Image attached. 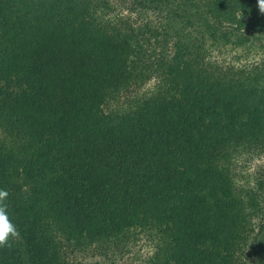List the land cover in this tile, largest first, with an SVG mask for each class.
I'll return each instance as SVG.
<instances>
[{
  "label": "trees",
  "instance_id": "1",
  "mask_svg": "<svg viewBox=\"0 0 264 264\" xmlns=\"http://www.w3.org/2000/svg\"><path fill=\"white\" fill-rule=\"evenodd\" d=\"M123 8L0 0V189L20 232L0 264H70L137 234L142 264H264V168L254 188L235 173L264 148L258 0ZM235 48L258 58L223 61Z\"/></svg>",
  "mask_w": 264,
  "mask_h": 264
},
{
  "label": "rangeland",
  "instance_id": "2",
  "mask_svg": "<svg viewBox=\"0 0 264 264\" xmlns=\"http://www.w3.org/2000/svg\"><path fill=\"white\" fill-rule=\"evenodd\" d=\"M110 1L114 5L123 8L127 0ZM153 13L154 12L146 11L142 14L145 18L147 17L151 21H156L157 18L155 17V13ZM135 17H138L135 13L130 14V18L134 19ZM221 58L223 61L231 62L234 65H248L258 58V54H254L253 51H241L240 48L225 49L221 53ZM152 82L153 80H150L144 88L149 87ZM235 167L237 185L243 189L249 187L254 188L256 179L263 174L264 148L260 151L250 150L240 154L236 160ZM258 222L259 220H255V225H258ZM260 236L259 247L263 243L264 234ZM152 249V241L143 234H137L124 246L119 245L117 248L112 247L109 249L90 248L86 252H73L68 259L70 264H142L143 260L151 253ZM248 262L249 264H254L256 262L255 257H249Z\"/></svg>",
  "mask_w": 264,
  "mask_h": 264
},
{
  "label": "clouds",
  "instance_id": "3",
  "mask_svg": "<svg viewBox=\"0 0 264 264\" xmlns=\"http://www.w3.org/2000/svg\"><path fill=\"white\" fill-rule=\"evenodd\" d=\"M258 3L260 11L264 12V0H258ZM7 197V190L0 189V248H10L11 242L20 236L17 225L10 217Z\"/></svg>",
  "mask_w": 264,
  "mask_h": 264
}]
</instances>
